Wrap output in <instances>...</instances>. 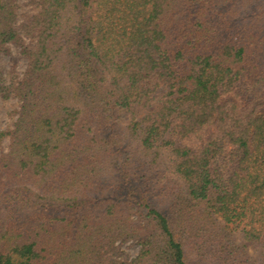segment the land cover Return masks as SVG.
Instances as JSON below:
<instances>
[{"label":"trees","instance_id":"trees-1","mask_svg":"<svg viewBox=\"0 0 264 264\" xmlns=\"http://www.w3.org/2000/svg\"><path fill=\"white\" fill-rule=\"evenodd\" d=\"M19 1L0 264H264V0Z\"/></svg>","mask_w":264,"mask_h":264},{"label":"rangeland","instance_id":"rangeland-1","mask_svg":"<svg viewBox=\"0 0 264 264\" xmlns=\"http://www.w3.org/2000/svg\"><path fill=\"white\" fill-rule=\"evenodd\" d=\"M19 8V22L25 19L27 14H30L34 10V3L32 0H20ZM27 65L26 58L20 53V48L14 45L9 46V53L0 56V72L3 75L8 76L11 72H16L17 75H22ZM16 107V100L9 99L3 101L0 99V130L7 127L8 124L12 122L10 115L13 109ZM9 143V138H6L3 142L4 150H7V145ZM3 150V151H4ZM126 243L121 248L129 252L130 255H134L137 252L136 245H129Z\"/></svg>","mask_w":264,"mask_h":264}]
</instances>
